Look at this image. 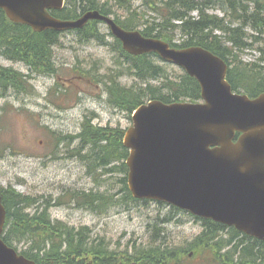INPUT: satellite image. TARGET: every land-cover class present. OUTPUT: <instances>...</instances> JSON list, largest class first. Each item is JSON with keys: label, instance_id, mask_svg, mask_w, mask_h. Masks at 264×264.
<instances>
[{"label": "trees", "instance_id": "obj_1", "mask_svg": "<svg viewBox=\"0 0 264 264\" xmlns=\"http://www.w3.org/2000/svg\"><path fill=\"white\" fill-rule=\"evenodd\" d=\"M124 8L125 0H116ZM149 10L158 15L157 20L142 29L146 37H155L169 42L173 47L184 49L201 47L222 58L230 66L228 80L236 92L249 95L251 98L264 93V0H143ZM109 3V2H108ZM101 0H75L67 12L54 16L72 20L87 11L99 10L103 15L113 13V5ZM219 8L225 18L210 15L211 9ZM130 13L126 22H117L126 30L141 27L136 12L126 8ZM81 11V12H80ZM198 12V18L191 14ZM119 17V16H116ZM115 17V18H116ZM182 22L176 26L174 22ZM179 29L184 39L180 46L175 45L176 30ZM252 30L253 33L246 32ZM220 32L222 35H216ZM100 31L95 21L84 30L82 39L97 40L101 44L109 35H99ZM59 33L48 30L36 33L28 26L11 23L5 13L0 10V57L10 61L22 63L36 74L53 75L57 73L54 62V47L58 44ZM263 43V47H261ZM116 51L126 60L127 69L123 67L112 77L106 79L105 92L109 104L120 112L131 114L140 105L150 100H160L171 104L175 102H196L201 99V88L197 81L186 74L176 73L170 66H157L152 58L160 61L156 56L132 57L123 52L120 42L116 41ZM258 50L261 58L258 63L246 64L240 55L249 50ZM169 72L163 74L162 68ZM126 76L133 77L136 82L126 86L119 81ZM170 77V78H169ZM30 76L0 65V90H18L23 93L29 90ZM154 81L157 85L151 84ZM146 85V86H144ZM19 92V93H20ZM94 116V115H93ZM93 116H90L93 119ZM1 119V117H0ZM2 127L0 125V133ZM122 133L119 128H103L94 126L89 119L83 125V131L72 137L60 138L59 141L74 143L80 141L75 151L76 156L83 162L92 161L97 169L106 173H122L123 151H120ZM89 148V149H88ZM121 152V154H120ZM94 171V168H92ZM122 178H120L121 181ZM122 183V182H121ZM123 185V184H122ZM126 187V185H125ZM127 188V187H126ZM122 191L124 192V186ZM4 204L7 207L8 219L4 233V241L11 247L21 249L22 254L34 260L37 264H183L180 256L183 250L179 247L157 244L149 248H135L134 253L128 250L132 245H126L123 254L126 257H112V253L103 239H92V230L83 227L80 232L69 225L53 221L48 213L51 201L39 204V198L20 195L15 189H3ZM65 197L77 201L79 206L97 209L106 202L101 195H79L69 192ZM129 195L125 199L128 201ZM45 201V200H43ZM122 201V200H121ZM120 201V202H121ZM136 203H138L136 201ZM32 208L34 213H27ZM101 209V208H100ZM172 217L160 219V223L167 225L176 219L180 212L171 208ZM42 211V212H41ZM203 224V233L191 245L199 254L209 252L210 264H260L264 263V248L260 249L251 241L248 243L234 229L209 220H199ZM163 225L161 227H163ZM165 229V228H164ZM230 232V238L225 239L221 232ZM237 238L238 243L233 245ZM264 245V244H262ZM123 250L114 251L118 253ZM225 251V252H224ZM207 261V260H206Z\"/></svg>", "mask_w": 264, "mask_h": 264}, {"label": "water", "instance_id": "obj_2", "mask_svg": "<svg viewBox=\"0 0 264 264\" xmlns=\"http://www.w3.org/2000/svg\"><path fill=\"white\" fill-rule=\"evenodd\" d=\"M65 0H0L15 23L36 32L81 29L90 20L106 21L133 56L158 53L184 68L202 87L205 105L160 101L141 106L125 135L130 149L128 183L136 199L165 202L264 240V94L234 95L226 64L209 52L169 45L126 31L92 12L82 21H62L48 10ZM237 133L243 135L234 142ZM7 212L0 197V264H35L2 240Z\"/></svg>", "mask_w": 264, "mask_h": 264}, {"label": "rangeland", "instance_id": "obj_3", "mask_svg": "<svg viewBox=\"0 0 264 264\" xmlns=\"http://www.w3.org/2000/svg\"><path fill=\"white\" fill-rule=\"evenodd\" d=\"M74 1L69 0L70 7ZM143 2L125 0L123 4L124 8L133 7L139 20L150 21L153 13ZM110 4L113 5V17L119 16L122 21L129 17L130 13L126 8L123 9L119 1L113 0ZM211 10L223 17L218 11L219 8ZM99 31V35H108L109 28L100 25ZM246 32L253 33L250 29ZM81 36L83 35L73 32L59 35L58 44L54 47L57 73L53 75L33 73L25 64L0 57V65L32 78L30 94L19 93L20 91L13 89L8 90L10 93L0 90V108L8 111L0 138V187H12L22 195L39 198V204L51 201L50 213L54 220L75 228L90 227L93 232L92 239L107 240L108 243L105 244L109 251L118 257H126L123 255L126 250L123 249L128 244L135 243L128 249L130 254H133L135 248H149L157 244L168 246V243L170 247L185 246L189 249L180 256L184 264H205L206 259H210L209 252L205 251L202 257L193 255L191 248L193 241L202 232L200 224L194 221H187L182 225L168 223L164 229L161 227L163 224L160 223L159 216L168 214L170 209L153 202L134 205L131 211H127L125 205L128 201L120 181L122 173H106L103 169L95 168L92 161L88 160L87 163L94 168V171L89 172L86 162L74 155L75 152L68 147V141H59L60 138L80 134L83 129L82 122L92 113L96 114L94 121L92 119L96 126L126 129L132 125L126 113L114 109L109 104L105 92L106 79L115 75L122 67L127 69L128 64L116 49L109 47V42H113L109 37L104 42L106 45L100 42L99 45L93 41L86 42ZM257 56L259 55L254 52L240 55L247 63H253ZM152 61L157 66H162L155 58H152ZM161 68L163 74L169 76V72ZM81 77L83 121L81 115L79 116L81 105L75 86H78L80 81L74 79ZM119 82L131 86L139 81H133L130 76H126ZM151 84L157 85L160 82L152 81ZM75 107L77 108L74 109ZM62 124H65V127ZM58 143L64 150L62 158L56 154ZM73 144L77 146L80 141ZM76 191H79V195L105 196L106 201L122 200V204L114 203L107 211H103L104 204L101 209L72 205L70 199L64 195ZM117 192H120L119 195L113 198ZM118 250L123 251L114 252ZM189 254H192V259L185 261Z\"/></svg>", "mask_w": 264, "mask_h": 264}, {"label": "bare ground", "instance_id": "obj_4", "mask_svg": "<svg viewBox=\"0 0 264 264\" xmlns=\"http://www.w3.org/2000/svg\"><path fill=\"white\" fill-rule=\"evenodd\" d=\"M66 2H67V9H69L70 8V4H69V0H65ZM108 5L109 6H111L112 4H110V3H108ZM68 11V10H67ZM218 11H220L222 14H223V17H220L219 15H216V16H218V17H220V18H225L226 17V14L222 11V10H218ZM81 12V11H80ZM92 12H98L99 13V15L101 16V17H103V18H109V19H111V18H115V17H113L112 15H110V16H106V15H103L99 10H92V11H87V12H85L84 14H83V10H82V12L79 14L80 15V17H78L77 19H72V20H65V19H61V18H58V17H56V16H54L56 19H58V20H62V21H73V22H76V21H82L83 22V19L84 18H86L89 14H91ZM53 17V16H52ZM92 20H90V22H91ZM93 21H95V23H96V25L98 26V28L100 27V25H106V26H108V28H109V33H110V26H109V24L106 22V21H103V20H98V19H96V20H93ZM92 21V22H93ZM28 27H30V26H28ZM31 28V27H30ZM32 29V28H31ZM33 30V29H32ZM48 30H53V29H48ZM48 30H45V31H48ZM34 31V30H33ZM45 31H42V32H36V31H34V32H36V33H43V32H45ZM53 31H56V30H53ZM57 33H59L60 35L61 34H63V33H67V32H73V33H75V34H78V35H81L80 33L81 32H78V31H76L75 29H68V30H65V31H61V32H58V31H56ZM109 33H108V35H109ZM92 39V38H91ZM91 39H89L88 41H92ZM103 45H106V44H103ZM139 82H136V84H138ZM123 113H125V112H123ZM126 114H128V113H126ZM94 115V116H93ZM90 116H93V121H94V119L96 118V114L95 113H92V115H90ZM90 116H86V118H85V120H84V122H82V127H83V125L86 123V120L87 119H89L90 121H91V124L92 125H94L93 124V122H92V118L90 117ZM94 126H96V125H94ZM99 127H102V126H99ZM113 128H119V127H113ZM82 131H83V129H82ZM68 145V147L71 149V151H73V152H75L77 149H78V147L77 146H75L73 143H68L67 144ZM91 164V163H90ZM85 165H86V167L88 168V170H89V172L92 170V166H90L87 162L85 163ZM92 165V164H91ZM74 193H76V194H78L79 193V191H76V192H74ZM0 197H1V199H2V202H3V204H4V195H3V193L2 192H0ZM4 206H5V204H4ZM5 208L7 209V207L5 206ZM29 210H32V208H30V209H28V211ZM27 211V213H29ZM42 212V211H41ZM51 219L53 220V221H56V220H54L52 217H51ZM73 229H75V232L77 233V232H80V231H82L83 230V227H81V228H75V227H72ZM225 233L227 234V235H225ZM230 234H231V232H221V235H224V236H229L228 238H230ZM228 238H226V239H228ZM238 240H244V239H242V238H237V239H235L234 240V242H233V245L234 244H236V243H238ZM246 241V240H245ZM247 243H248V241H246ZM258 245V247L260 248V249H263L264 248V245H262V244H257ZM124 256H125V254H123ZM112 257H114V258H118V256L117 255H115V254H112ZM260 264H264L263 262H260Z\"/></svg>", "mask_w": 264, "mask_h": 264}, {"label": "flooded vegetation", "instance_id": "obj_5", "mask_svg": "<svg viewBox=\"0 0 264 264\" xmlns=\"http://www.w3.org/2000/svg\"><path fill=\"white\" fill-rule=\"evenodd\" d=\"M81 92L83 93V80H82ZM80 115H81L80 117H81V119L83 121V103L81 105ZM225 235H227V234L225 233ZM103 264H107V263L104 262Z\"/></svg>", "mask_w": 264, "mask_h": 264}]
</instances>
